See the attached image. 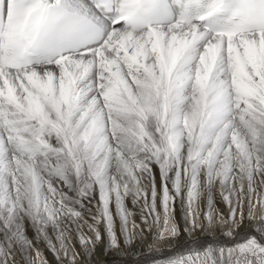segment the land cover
I'll list each match as a JSON object with an SVG mask.
<instances>
[{
	"label": "snow or ice",
	"instance_id": "6c2138e0",
	"mask_svg": "<svg viewBox=\"0 0 264 264\" xmlns=\"http://www.w3.org/2000/svg\"><path fill=\"white\" fill-rule=\"evenodd\" d=\"M97 248L264 264V0H0V264Z\"/></svg>",
	"mask_w": 264,
	"mask_h": 264
},
{
	"label": "bare ground",
	"instance_id": "6f19581e",
	"mask_svg": "<svg viewBox=\"0 0 264 264\" xmlns=\"http://www.w3.org/2000/svg\"><path fill=\"white\" fill-rule=\"evenodd\" d=\"M98 251H101V254L97 257L94 263L92 264H117V261L120 259V256L116 253H104L102 249L98 248ZM100 253V252H99Z\"/></svg>",
	"mask_w": 264,
	"mask_h": 264
},
{
	"label": "rangeland",
	"instance_id": "374dc122",
	"mask_svg": "<svg viewBox=\"0 0 264 264\" xmlns=\"http://www.w3.org/2000/svg\"><path fill=\"white\" fill-rule=\"evenodd\" d=\"M77 247H79V245L77 244ZM99 249L97 248L96 254L91 258L90 260V264L94 263L95 260L97 259V257L99 256V254H101V251H98ZM100 252V253H99ZM49 259H51V257H49Z\"/></svg>",
	"mask_w": 264,
	"mask_h": 264
}]
</instances>
